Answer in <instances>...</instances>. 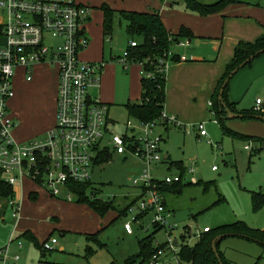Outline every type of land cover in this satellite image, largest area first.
<instances>
[{
    "label": "crops",
    "instance_id": "0c3cea01",
    "mask_svg": "<svg viewBox=\"0 0 264 264\" xmlns=\"http://www.w3.org/2000/svg\"><path fill=\"white\" fill-rule=\"evenodd\" d=\"M79 1L93 9L86 25L90 44L81 53V58L88 62L103 63L100 83L90 88V95L109 106V117L114 123L116 121L111 117V111L124 108L128 103L141 102L144 70L140 63L130 61L129 65L125 66L120 62L124 51L134 39L128 35L127 22L119 13L115 15L112 34L105 35L104 12L101 9L104 4L117 12L158 11L172 34H179L183 26L193 34L192 38L181 39L188 43L187 46H172L177 60L169 63L171 65H168L166 72L164 110L176 116V121L180 123L201 120L209 109L212 110L209 101H213L215 90L227 63L234 55L235 47L241 41L253 42L264 34L262 0H240L218 12L206 15L190 10L184 0ZM198 1L213 3L216 0ZM6 18L5 14L0 16V25ZM115 20L119 21L118 29L115 28ZM235 76L230 84L229 94L230 99L237 103L240 109L236 90L244 86L249 78L264 77V54L256 58L250 66L239 70L233 78ZM14 89L15 96L11 100L10 108L17 121L13 131L16 141L24 142L41 137L55 127L58 70L54 66L38 64L31 80H28L24 68L20 67L16 73ZM257 99L252 109L257 108ZM261 106L264 108V101ZM234 118L230 115L228 117ZM231 131L237 136H244L236 132L237 130ZM197 135L201 136L199 130ZM164 158L165 161L160 164L158 171L163 170L164 166L167 170L179 173L175 166L170 169L171 157L167 154ZM135 160L142 164L138 159ZM181 163L187 169L186 174H192L198 179L194 164L190 166L182 161ZM189 168L195 169V172L188 173ZM14 193L19 206L16 217L13 216L14 210L9 199L0 196V249L9 248L11 259L8 264H14L15 254L20 255L17 264H122L131 256L119 263L115 259L105 257L101 250L93 254L91 259L86 258L87 247L93 250L98 248V243L90 241L88 236H99L112 221L121 217L118 211L113 210L101 216L89 205L67 200L65 196L54 197L29 180L16 184ZM25 232H30L40 244L51 237L57 238L54 250L46 256V260L50 262H42V250L33 241L21 237ZM19 242L22 243V248L18 247Z\"/></svg>",
    "mask_w": 264,
    "mask_h": 264
},
{
    "label": "built area",
    "instance_id": "2783aa9c",
    "mask_svg": "<svg viewBox=\"0 0 264 264\" xmlns=\"http://www.w3.org/2000/svg\"><path fill=\"white\" fill-rule=\"evenodd\" d=\"M0 8L5 10L7 17L0 25L1 179L13 188L19 182L29 180L54 197L65 196L70 199L72 193L68 183L90 181L93 167L104 165L97 162L103 155L113 157L131 154L145 167L131 179L133 185L142 189V194L139 204L128 211L130 214L137 207L139 214L131 216L124 226L125 230L132 234V222H140L142 219L139 215L150 212L154 213L153 225L166 228L172 212L164 203L160 181L171 184L182 177L177 173L159 179L151 172L153 164L165 161L160 146L163 137L153 135V126L157 123H141L143 134L137 135L134 133V123L128 120L126 130L132 134L121 136L114 131L109 106L99 98L91 97L90 88L99 85L103 68V63L88 62L81 58V53L90 44L86 25L93 9L79 0H0ZM185 43L180 41L178 44ZM136 45L137 42L132 40L124 51L120 62L125 66L129 65V48ZM168 54L172 55L173 52ZM159 61L160 67L167 72L169 61L165 57ZM42 63L58 70L57 122L45 135L18 142L13 136L17 121L10 108L15 96L16 73L20 67L24 68L28 80H31L34 68ZM148 77H153V74H148ZM209 104L212 105V102ZM261 104L262 100L257 99V110H263L262 107L259 109ZM162 117L169 124L177 123L174 116L169 117L165 112ZM197 127L201 136L207 135L203 124ZM245 148L252 151L253 142H249ZM188 171L193 173L195 169L189 168ZM190 182L197 183L198 179L193 176ZM9 201L14 210L13 216L16 217L19 206L15 197ZM140 225L144 227L143 223ZM176 227L170 226V229ZM209 229V226L198 229L194 237L198 239ZM57 241L56 237H51L42 246L52 251ZM166 242L168 247L154 255L149 264H166L164 258L169 254L174 259L167 264H181L178 256L179 240L169 235ZM18 247L22 248L21 242ZM13 258L14 264H17L20 255L15 254ZM10 259L9 248L0 249V264H8Z\"/></svg>",
    "mask_w": 264,
    "mask_h": 264
},
{
    "label": "rangeland",
    "instance_id": "374dc122",
    "mask_svg": "<svg viewBox=\"0 0 264 264\" xmlns=\"http://www.w3.org/2000/svg\"><path fill=\"white\" fill-rule=\"evenodd\" d=\"M3 14L5 10L0 8V16ZM117 25L119 21L115 20V28L118 29ZM187 44L185 43V46ZM170 59L171 57L167 59L169 61L167 69L169 63L173 62ZM235 94L239 107L251 111L257 98L264 101V77L249 78L244 86L236 90ZM210 107L212 110L209 109L206 115L196 122L181 121L180 123L177 120V124L173 123L168 129L160 124L153 126L154 137L159 135L163 137L160 144L162 157L168 154L172 161H182L190 166L194 164L196 176L199 179L198 185L193 183L183 188L180 195L176 193L165 195L172 214L166 228L155 235V244L165 242L169 235L176 237L181 244L180 236L186 226L191 231V237L187 239L189 245L195 244L196 231L205 226L215 229L223 224L243 221L253 229H264V203L255 208L252 202V192L258 191L264 194V151L257 154L246 150L245 146L249 143L247 139L225 133L222 127L225 125L227 129L237 130L236 132L244 136L264 138V120L238 117L222 120L220 124L213 106ZM259 107L261 109L262 106ZM261 111L264 117V108ZM164 112L169 117L174 116L166 110ZM110 113L116 121L113 126L115 133L130 136L132 132L127 131L125 125L128 120H131L136 127L134 133L143 134L140 128L141 122L134 117H129L125 107ZM200 123L207 131L206 136L197 135L196 128ZM142 164L137 163L131 154L129 156L114 155L110 162L93 167L90 181L100 198L115 201L122 208L126 207L132 199H138L136 204H139L138 197L141 196L142 189L133 185L131 179L134 174L144 169L145 165ZM159 166V163L153 164L151 171L159 179L176 174V171L167 170L164 166L163 170L158 171ZM213 167H216V170H213ZM191 176L193 175L186 174L185 183L190 182ZM206 186H208L207 190ZM221 197L224 201L214 206ZM67 200L76 201V197L71 194L70 199L67 198ZM111 211L113 210L109 212ZM138 214V208L135 207L128 216H121L112 221L98 236L103 245L95 248L93 254L102 250L105 257L121 263L126 257L138 253L140 250L138 240L154 231V213H148L140 222H132L133 233L127 234L124 228L126 222L131 220L132 215ZM141 223L144 226L142 228ZM174 225L177 227L171 230L170 226ZM219 247L233 264H264V245L248 238L224 237L220 240ZM173 259L174 256L169 254L164 258V262L169 263Z\"/></svg>",
    "mask_w": 264,
    "mask_h": 264
},
{
    "label": "trees",
    "instance_id": "16d2710c",
    "mask_svg": "<svg viewBox=\"0 0 264 264\" xmlns=\"http://www.w3.org/2000/svg\"><path fill=\"white\" fill-rule=\"evenodd\" d=\"M184 1L190 10L206 15L218 12L226 6L239 2L240 0H216L213 3H204L198 0ZM101 9L104 12V33L106 36H110L112 34L115 15L119 13L127 22L126 31L128 35L137 42L135 47L129 48L128 59L129 63L130 61L136 62L142 64L143 66V92L140 103H128L125 106L129 117H134L143 124L157 123L168 129L172 124H169L168 121L162 117L166 101L167 76L166 71L160 67L159 59L162 57H165L166 59L171 57L170 61L177 60L176 55L168 54L173 50L172 46L178 44L181 39L192 38L193 34L185 26L181 28L179 34H172L166 28L158 11L117 12L106 4H104ZM261 49H264V34L253 42L241 41L235 47L234 55L227 63L225 72L218 83L212 101L213 110L220 124H222V120L228 119L230 114L241 115V118L256 119H259L258 116H262L263 113L261 110L252 109L250 111L246 109H238V104L230 99V83L224 90L222 100H219L220 89L232 70H234L239 64L244 62L250 56L256 54ZM253 61L247 66H250ZM148 74H153V77H148ZM222 127L225 133L237 136V134L232 132L230 129H227L225 125ZM241 137L247 139L249 142H253L256 145H254L256 148H253L252 150L254 153L260 154L263 152L264 138L256 136ZM111 159V156L103 155L97 162L106 164L110 162ZM171 163L172 166L170 169H173L175 166L182 179L171 184H166L164 181H160V191L164 195V203L167 208L168 203L165 197L167 193H176L180 195L183 192V188L193 185L192 182L185 183L184 181V177L187 172L186 167H184L181 162L171 161ZM198 184L199 181L194 183V185ZM68 186L71 193L75 195L76 202L89 205L101 216L106 215L110 210L118 211L120 216H128L129 209L138 201V199H132L127 203L126 207L122 208L120 205H117L115 201L100 198L98 193L95 192L96 189L93 187L91 181H72L68 183ZM207 188L208 186L205 187L206 190ZM0 196L8 199L15 197L14 188L6 184L1 179V177ZM138 198L140 199V197ZM223 201L224 199L221 197L218 202L214 203V206L221 204ZM252 202L255 208L260 207L264 203V194L258 191L252 192ZM168 210L170 211L169 208ZM144 216L145 214L142 213L139 215V218L143 219ZM153 227L154 231L152 233H149L146 237L140 238L138 240L140 248L139 252L128 257L122 264H149L152 261L154 255L158 254L160 250H164L168 247V243L166 241L158 242L157 244L154 243L155 235L165 227L156 224H154ZM209 228L210 229L208 232H204L200 235L194 245H189L187 243V239L191 237V231L188 226L185 227L180 236L182 243L179 245L178 253L181 264H233L229 259H227L224 252L219 247L220 240L228 236H241L264 245V229H253L243 221H236L231 224H223L221 226H217L215 229H212L211 227ZM21 237H26L33 241L34 244L42 250V262H50L46 260V256L51 251L45 250L42 244H40L35 238V236H33L30 232H25ZM88 238L90 241L98 243V246L103 245L99 241L97 234L93 236L89 235ZM93 253L94 250L91 247H87L86 258H89Z\"/></svg>",
    "mask_w": 264,
    "mask_h": 264
},
{
    "label": "water",
    "instance_id": "95a60500",
    "mask_svg": "<svg viewBox=\"0 0 264 264\" xmlns=\"http://www.w3.org/2000/svg\"><path fill=\"white\" fill-rule=\"evenodd\" d=\"M263 53H264V49H261L256 54L250 56L244 62H242L241 64H239L234 70H232V72L225 79V81H224V83H223V85H222V87L220 89V92H219V100H222V96H223L224 90H225L226 86L230 83V81L233 78V76L236 73H238L239 70H241L242 68H244L245 66H247L250 62H252L255 58H257L259 55H261ZM230 115H231V117H235V118L242 117L241 115H237V114H230ZM258 117H259V119L264 120V117L263 116H258ZM165 158L167 159V156ZM214 249L216 251L215 246H214Z\"/></svg>",
    "mask_w": 264,
    "mask_h": 264
},
{
    "label": "bare ground",
    "instance_id": "6f19581e",
    "mask_svg": "<svg viewBox=\"0 0 264 264\" xmlns=\"http://www.w3.org/2000/svg\"><path fill=\"white\" fill-rule=\"evenodd\" d=\"M176 245H178V244H176ZM180 245V244H179Z\"/></svg>",
    "mask_w": 264,
    "mask_h": 264
}]
</instances>
